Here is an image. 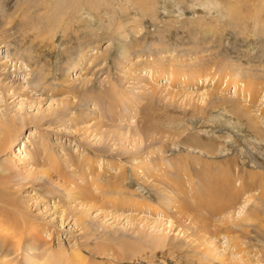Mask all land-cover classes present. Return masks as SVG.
I'll return each mask as SVG.
<instances>
[{
    "label": "rangeland",
    "instance_id": "1",
    "mask_svg": "<svg viewBox=\"0 0 264 264\" xmlns=\"http://www.w3.org/2000/svg\"><path fill=\"white\" fill-rule=\"evenodd\" d=\"M0 227V264H264V0H0Z\"/></svg>",
    "mask_w": 264,
    "mask_h": 264
},
{
    "label": "bare ground",
    "instance_id": "2",
    "mask_svg": "<svg viewBox=\"0 0 264 264\" xmlns=\"http://www.w3.org/2000/svg\"><path fill=\"white\" fill-rule=\"evenodd\" d=\"M123 54H124V52H123ZM134 63V62H133ZM174 67V66H173ZM254 87V86H253ZM254 89H255V87H254ZM249 96V95H248ZM6 142V141H5ZM8 143H10V140L9 141H7ZM6 142V143H7ZM219 171H220V169H218ZM222 171V170H221ZM5 172V171H4ZM221 173V172H220ZM226 173V172H225ZM221 174H223V173H221ZM226 176H228L227 174H226ZM244 180V179H243ZM243 182V181H242ZM244 186V185H243ZM259 187V186H258ZM239 188V187H238ZM219 192V191H218ZM235 199V198H234ZM214 209V208H213ZM1 228V227H0ZM0 233H3V232H0ZM3 235H5V233L3 234ZM6 236H8V235H5V237ZM4 238V237H3ZM14 240V239H13ZM15 241V240H14ZM13 241V242H14ZM14 244H16L15 246L16 247H14L15 249H17L18 248V243L16 242V243H14ZM14 246V245H13ZM5 259V258H4ZM47 262V261H46ZM46 262H43V263H36V264H46ZM48 264H49V262H47ZM73 264V263H72ZM75 264V263H74Z\"/></svg>",
    "mask_w": 264,
    "mask_h": 264
}]
</instances>
